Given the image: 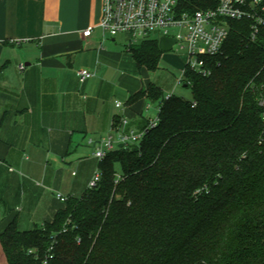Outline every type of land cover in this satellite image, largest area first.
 <instances>
[{"label":"trees","instance_id":"16d2710c","mask_svg":"<svg viewBox=\"0 0 264 264\" xmlns=\"http://www.w3.org/2000/svg\"><path fill=\"white\" fill-rule=\"evenodd\" d=\"M212 73L185 72L191 99L151 84L157 102L139 143L99 159L100 180L54 219L0 234L8 264H264V26L232 20ZM159 68V40L131 44Z\"/></svg>","mask_w":264,"mask_h":264},{"label":"crops","instance_id":"0c3cea01","mask_svg":"<svg viewBox=\"0 0 264 264\" xmlns=\"http://www.w3.org/2000/svg\"><path fill=\"white\" fill-rule=\"evenodd\" d=\"M102 5L0 0V234L12 221L21 230L52 221L66 206L61 196L88 188L99 169L97 144L121 118L141 128L158 116L147 96L130 101L151 84L136 75L146 67L137 65L130 40L103 37ZM82 68L96 75L81 81ZM0 264H8L1 239Z\"/></svg>","mask_w":264,"mask_h":264},{"label":"built area","instance_id":"2783aa9c","mask_svg":"<svg viewBox=\"0 0 264 264\" xmlns=\"http://www.w3.org/2000/svg\"><path fill=\"white\" fill-rule=\"evenodd\" d=\"M255 19L252 39L259 35L264 26V0H103L102 18L97 27L103 37L126 34L130 45L147 39L160 40L169 36L176 39L174 45L186 50L187 62L179 83H185V72L192 70L200 75L212 73L210 58L222 51L229 36L231 21ZM95 26L83 31L89 38ZM96 71L89 68L78 70L81 81L92 78ZM258 98L261 107V120L264 127V83ZM117 107L123 103L117 101ZM114 134L102 137L95 149L98 159L120 147L139 143L148 127L137 128L128 119L121 118ZM157 117L150 120L149 127L155 126ZM92 142V140H90ZM100 180L97 171L89 183L93 187ZM62 200L67 198L62 197Z\"/></svg>","mask_w":264,"mask_h":264},{"label":"rangeland","instance_id":"374dc122","mask_svg":"<svg viewBox=\"0 0 264 264\" xmlns=\"http://www.w3.org/2000/svg\"><path fill=\"white\" fill-rule=\"evenodd\" d=\"M120 37L126 38L127 42L129 41L127 35L121 34ZM164 55L168 56V59L162 58L156 71H151L147 68L137 71L136 75L140 82L146 85H160L166 95L175 94L188 100L191 99L193 97L192 89L184 86V83H179V79L183 77V70L181 69L183 66L185 68V63L187 62L186 50L181 49L177 45L173 50L163 52Z\"/></svg>","mask_w":264,"mask_h":264},{"label":"water","instance_id":"95a60500","mask_svg":"<svg viewBox=\"0 0 264 264\" xmlns=\"http://www.w3.org/2000/svg\"><path fill=\"white\" fill-rule=\"evenodd\" d=\"M176 43V39L173 37L165 36L162 37L160 40V48L163 52L165 51H171L174 48V45ZM120 147H124L123 143H120Z\"/></svg>","mask_w":264,"mask_h":264}]
</instances>
